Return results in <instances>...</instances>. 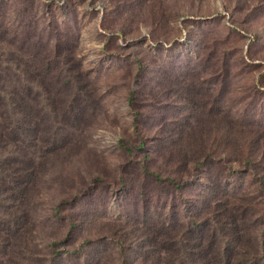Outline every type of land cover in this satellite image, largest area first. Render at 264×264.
I'll return each mask as SVG.
<instances>
[{"label":"rangeland","instance_id":"rangeland-1","mask_svg":"<svg viewBox=\"0 0 264 264\" xmlns=\"http://www.w3.org/2000/svg\"><path fill=\"white\" fill-rule=\"evenodd\" d=\"M0 73L32 114L0 264H168L264 195V0H0Z\"/></svg>","mask_w":264,"mask_h":264},{"label":"trees","instance_id":"trees-1","mask_svg":"<svg viewBox=\"0 0 264 264\" xmlns=\"http://www.w3.org/2000/svg\"><path fill=\"white\" fill-rule=\"evenodd\" d=\"M14 78L16 77L9 73H0V146L3 147L10 145L25 147L31 142L32 114L28 91L10 88L17 80ZM21 79L29 81V74H24ZM11 170H16L14 178L9 176ZM27 173L25 164L10 169L8 161H0V179L3 185L5 182L11 184V187L8 185L9 191H12L11 195L15 196L17 192H22V188H17V185L23 186L27 185L24 182H30ZM151 173L158 180L174 187L175 191L179 190V186L172 178H165L149 171V174ZM21 178L24 180H20ZM261 183L264 184V174H261ZM261 191L264 192V187ZM213 215V219L207 218L211 236L200 238L196 236L192 241L195 248L185 245L182 233L180 237L182 231L166 236L164 243L169 244L171 248L164 252V259L168 264H264V195H253L252 200L248 202L237 201L234 207L229 206L223 214L213 211ZM193 224H196L197 228L201 227L198 221L191 223V227ZM192 230L194 229L190 228L187 231L194 233ZM150 240L155 239L149 236ZM126 254L125 245V257Z\"/></svg>","mask_w":264,"mask_h":264}]
</instances>
